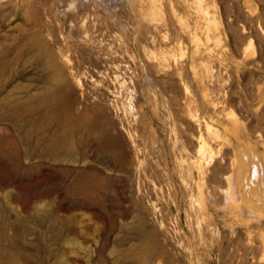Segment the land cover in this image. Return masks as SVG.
Listing matches in <instances>:
<instances>
[{"label": "rangeland", "instance_id": "rangeland-1", "mask_svg": "<svg viewBox=\"0 0 264 264\" xmlns=\"http://www.w3.org/2000/svg\"><path fill=\"white\" fill-rule=\"evenodd\" d=\"M0 264H264V0H0Z\"/></svg>", "mask_w": 264, "mask_h": 264}]
</instances>
